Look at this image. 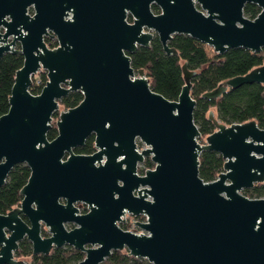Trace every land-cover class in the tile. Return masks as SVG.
I'll return each instance as SVG.
<instances>
[{"label": "water", "instance_id": "obj_1", "mask_svg": "<svg viewBox=\"0 0 264 264\" xmlns=\"http://www.w3.org/2000/svg\"><path fill=\"white\" fill-rule=\"evenodd\" d=\"M247 4L260 10L252 20L243 14ZM0 28V58H23L0 116V188L15 166L30 171L19 206L0 215V264H26L14 259L24 239L33 255L69 246L84 254L78 264H101L115 251L149 264H264V198L242 195L264 184V129L255 121L225 126L210 108L205 117L215 131L199 143L190 82L208 64L191 72L179 59L185 84L169 101L151 90L129 57L154 37L165 55L175 56L169 46L175 35L218 55L259 53L264 0H0ZM48 32L57 38L55 49L43 42ZM41 69L47 81L33 95L31 78ZM251 84L264 86V65L201 98L216 100ZM74 92L81 102L59 112L57 136L48 141L59 101ZM90 136L94 153L75 154ZM204 151L224 160L208 183L199 177ZM145 159L154 168L139 175ZM78 203L87 205L86 214ZM127 214L145 218L135 224L146 234L119 227ZM41 224L48 237H41Z\"/></svg>", "mask_w": 264, "mask_h": 264}, {"label": "trees", "instance_id": "obj_2", "mask_svg": "<svg viewBox=\"0 0 264 264\" xmlns=\"http://www.w3.org/2000/svg\"><path fill=\"white\" fill-rule=\"evenodd\" d=\"M152 11L158 14V8L152 6ZM260 10L251 4L245 5L243 14L247 19H254ZM48 44V43H47ZM169 46L177 51L175 56H167L162 50L157 37H154L148 48H139L130 55L131 66L134 70H143L153 92L163 96L169 101H177L184 86L183 73L180 60H185L188 71L201 70V66L208 64L199 74L191 79L190 93L195 101L193 121L197 126L203 144L207 136L215 131L213 123L206 119L205 115L210 108H215L216 117L220 124L230 126L232 124H244L255 121L260 129H264V86L259 84L243 85L237 89H230L219 99L206 100L201 95L212 91L222 82L235 77L244 76L256 66L264 65V48L259 53H252L244 49H233L222 55L213 53L209 55L205 45L183 35H175ZM53 46H51L52 48ZM180 59V60H179ZM21 55L4 54L0 58V116L8 111V97L14 84L15 71L22 67ZM40 86L32 79L30 93L38 95L45 85L46 74H38ZM8 96V97H7ZM82 100L80 92L69 93L59 101V107L64 111L76 107ZM58 118V112L54 113L53 120ZM47 132L48 141L57 136L55 125L51 124ZM94 138H89L83 147L74 150L75 154L91 155ZM224 160L215 152L204 151L199 155V177L204 182L216 180L222 172ZM150 160L143 163L144 172L152 169ZM30 171L24 164L15 166L9 173L5 184L0 188V215L9 213L19 206L21 202L20 190L26 184ZM242 195L249 199L264 198V184L254 185L251 189L243 190ZM143 217L137 218L142 220ZM120 228L126 231L123 225ZM31 245L22 241L19 244L15 257H30ZM84 258V254L69 246L54 248L46 256H35L32 260L36 264H78ZM101 264H149L146 260L135 259L128 255L127 251H115Z\"/></svg>", "mask_w": 264, "mask_h": 264}, {"label": "flooded vegetation", "instance_id": "obj_3", "mask_svg": "<svg viewBox=\"0 0 264 264\" xmlns=\"http://www.w3.org/2000/svg\"><path fill=\"white\" fill-rule=\"evenodd\" d=\"M198 7V6H197ZM257 7V6H256ZM258 8V7H257ZM259 9V8H258ZM151 11H152V6H151ZM153 12V11H152ZM159 12V11H158ZM35 14V11H34V8H33V6H30V7H28V9H27V15L28 16H30V17H32L33 15ZM126 20H127V22L128 23H132V17L128 14L127 15V18H126ZM0 33H2V29L0 28ZM50 36V37H49ZM52 37V39L54 40V46L51 48V47H49V46H47V42H48V40L50 39ZM10 41V40H9ZM43 42L45 43V45H46V47L48 48V49H55V48H57L58 47V42H57V38L54 36V35H52L50 32H48V36L47 37H43ZM151 43V42H150ZM150 43H149V46H150ZM139 48H142V47H138L137 48V50L139 49ZM148 48V47H147ZM14 49L15 50H19V44L18 43H16L15 44V46H14ZM136 50V51H137ZM135 51V52H136ZM134 52V53H135ZM129 57H130V55H129ZM133 68V67H132ZM137 70H135V72H136ZM39 72H40V74H42V73H45L46 74V72L44 71V70H39L38 72H37V74H39ZM144 72V71H143ZM144 75H145V77H146V74H145V72H144ZM135 76H136V73H135ZM32 78H33V76H32ZM32 78H31V80H32ZM147 78V77H146ZM91 137H93L94 138V136H90V137H88L87 139H86V141L89 139V138H91ZM85 141V142H86ZM85 144V143H84ZM139 146V144L137 143V147ZM83 147V146H82ZM93 150H94V145H93ZM138 150H140L139 148H138ZM95 151V150H94ZM146 160H149V159H145V161ZM144 161V162H145ZM143 162V163H144ZM152 163V162H151ZM20 204V203H19ZM18 207V206H17ZM17 207H15V208H17ZM75 207L78 209V211H79V213L80 214H86L87 213V210H88V208H87V205H85V204H80V203H78V204H76L75 205ZM14 208V209H15ZM13 210V209H12ZM127 215H125V217H126ZM125 217H124V221H125ZM20 218H21V220L26 224V225H28L29 226V222H28V220H27V218L25 217V216H23V215H20ZM121 225H123V222L122 223H120L119 224V227L121 226ZM124 226V225H123ZM67 227H70V229H72L73 228V226L72 225H66L65 226V228L67 229ZM45 230H47V228L44 226V225H40V234H41V237L42 238H44V237H48V235L46 234V232H45ZM68 230V229H67ZM22 241H26V242H28L26 239H24V240H22ZM21 241V242H22ZM20 242V243H21ZM19 243V244H20ZM29 243V242H28ZM19 244H18V249H19ZM30 244V243H29ZM31 245V244H30ZM18 249L16 250V251H18ZM32 249V248H31ZM53 250V249H52ZM51 250V251H52ZM15 251V252H16ZM15 252H14V259L15 260H17V261H21V262H24V263H26L25 261H24V258L25 257H19V258H16L15 257ZM35 256H46V255H33V254H31V256L29 257L31 260H32V257H35ZM32 263L33 264H36V263H34V261L32 260ZM26 264H28V263H26Z\"/></svg>", "mask_w": 264, "mask_h": 264}, {"label": "rangeland", "instance_id": "obj_4", "mask_svg": "<svg viewBox=\"0 0 264 264\" xmlns=\"http://www.w3.org/2000/svg\"><path fill=\"white\" fill-rule=\"evenodd\" d=\"M205 47H206V50H207L208 54L209 55H212L213 54L212 48L211 47H208V46H205ZM36 75H38V74H36ZM35 77H37V76H35ZM61 111H64V110L59 107L58 114ZM57 120H58V118L56 120H52V123L55 125V123H56ZM138 144H139V146H138L139 149H144L145 148V146L143 144H141V143H138ZM153 168H154V166H153ZM142 169H143V164H140L138 166V173H139V175H142L144 173V172H140ZM139 217H141V216H139ZM139 217H132L131 215H128L127 214V216L125 217V221L123 222V225H124L126 231L132 232V233L137 234V235H139V234H146L143 230H141L140 228H138L136 226V224H135L136 222L137 223H144V222H142L143 219L142 220H137V218H139ZM67 229L70 230V227H67ZM45 232H46V230H45ZM46 234L48 235L47 232H46ZM24 261L26 263H28V264H33L32 263V260L29 257H25L24 258Z\"/></svg>", "mask_w": 264, "mask_h": 264}, {"label": "built area", "instance_id": "obj_5", "mask_svg": "<svg viewBox=\"0 0 264 264\" xmlns=\"http://www.w3.org/2000/svg\"><path fill=\"white\" fill-rule=\"evenodd\" d=\"M47 43H48L47 46H49V47L54 46L53 45L54 44V40L52 38H50ZM39 74H40V72H39ZM35 76H37V77H35ZM32 79L35 81L37 86L41 85L38 75H34ZM142 222H145V218L144 217H143Z\"/></svg>", "mask_w": 264, "mask_h": 264}]
</instances>
